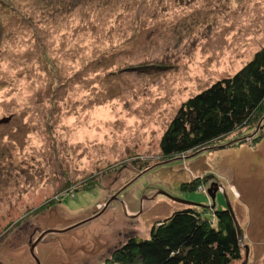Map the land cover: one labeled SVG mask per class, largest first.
Wrapping results in <instances>:
<instances>
[{"label":"rangeland","instance_id":"obj_1","mask_svg":"<svg viewBox=\"0 0 264 264\" xmlns=\"http://www.w3.org/2000/svg\"><path fill=\"white\" fill-rule=\"evenodd\" d=\"M263 46L264 0H0V262L117 264L128 232L211 206L216 184L233 264H264V137L159 149L183 101Z\"/></svg>","mask_w":264,"mask_h":264},{"label":"trees","instance_id":"obj_2","mask_svg":"<svg viewBox=\"0 0 264 264\" xmlns=\"http://www.w3.org/2000/svg\"><path fill=\"white\" fill-rule=\"evenodd\" d=\"M263 116L264 46L232 75L183 101L169 121L159 149L163 158H171L225 142L235 133L239 137L252 134ZM263 127L264 120L250 144L264 137ZM240 143L243 141L233 145ZM193 185L190 183L192 189ZM232 214L226 208L207 206L201 211L191 207L174 211L152 225L148 239L123 241L110 260L117 264H233L241 259L242 245Z\"/></svg>","mask_w":264,"mask_h":264},{"label":"water","instance_id":"obj_3","mask_svg":"<svg viewBox=\"0 0 264 264\" xmlns=\"http://www.w3.org/2000/svg\"><path fill=\"white\" fill-rule=\"evenodd\" d=\"M7 119V118H6ZM6 119H1L0 120V123H2V122H4V121H6ZM263 120H264V116L261 118V120L258 122V124H257V126H256V128H255V130H254V132H253V134L251 135V137H253L254 136V134H256L257 133V131L259 130V128H260V126H261V124H262V122H263ZM243 140H246V138H238V139H236V140H232L231 142H228V143H226V144H224V145H221V146H229V145H231L232 143H236L237 141H243ZM220 147V146H219ZM202 149H204V148H202ZM201 150V149H200ZM199 151V150H198ZM197 151V152H198ZM216 184H212L211 186H210V188L208 189V195L210 196V199H211V201H212V205L210 206V207H214L215 206V204H214V198H215V192H216ZM123 190V188L121 189V190H119L115 195H113V196H111L110 197V199L105 203V205H104V207L102 208V210L103 209H105V207L109 204V202L111 201V199H115L116 197H117V195L121 192ZM173 200H175V201H179V202H181V203H185V204H188V205H197V204H195V203H192V202H188V201H183V200H179V199H173ZM228 204V203H227ZM123 209H124V212L126 213V214H132V212L130 211L129 212V209H127L126 207H125V204H123ZM226 209H228V210H230L231 211V209H230V206H229V204H228V206H227V208ZM232 212V211H231ZM101 213V212H100ZM98 215V214H97ZM97 215H95V216H93V217H91V218H94V217H96ZM91 218H88V219H86V220H82L81 222H79V223H77V224H74L73 226H71L70 228H72V227H76V226H78L79 224H81V223H84L85 221H88L89 219H91ZM236 226H237V232H238V235H240V231H239V228H238V225H237V223H236ZM70 228H67V229H70ZM67 229H65V230H67ZM50 231H59V232H61V230H50ZM64 231V230H63ZM48 231H43V232H41L40 234H39V236L34 240V242H32L31 243V245H30V252L33 254V252H34V247H35V245L37 244V242H38V240L42 237V236H44L46 233H47ZM117 248V247H116ZM114 250V249H113ZM112 250V251H113ZM245 252L247 253V247H245ZM112 251H111V253H112ZM110 253V254H111ZM36 262H37V260H36ZM0 264H2L1 262H0ZM37 264H38V262H37Z\"/></svg>","mask_w":264,"mask_h":264},{"label":"flooded vegetation","instance_id":"obj_4","mask_svg":"<svg viewBox=\"0 0 264 264\" xmlns=\"http://www.w3.org/2000/svg\"><path fill=\"white\" fill-rule=\"evenodd\" d=\"M119 195V194H118ZM140 214H136V213H132V214H130V216H131V218L133 219L132 221H137V217L139 216ZM131 233V234H130ZM128 232L126 235H125V240H127L128 238H131V237H135L134 235H133V232ZM114 251V250H113ZM112 251V252H113ZM110 256H111V254H110Z\"/></svg>","mask_w":264,"mask_h":264},{"label":"clouds","instance_id":"obj_5","mask_svg":"<svg viewBox=\"0 0 264 264\" xmlns=\"http://www.w3.org/2000/svg\"><path fill=\"white\" fill-rule=\"evenodd\" d=\"M210 207V206H209ZM211 209L214 208V207H210Z\"/></svg>","mask_w":264,"mask_h":264},{"label":"bare ground","instance_id":"obj_6","mask_svg":"<svg viewBox=\"0 0 264 264\" xmlns=\"http://www.w3.org/2000/svg\"><path fill=\"white\" fill-rule=\"evenodd\" d=\"M208 194V193H207Z\"/></svg>","mask_w":264,"mask_h":264},{"label":"crops","instance_id":"obj_7","mask_svg":"<svg viewBox=\"0 0 264 264\" xmlns=\"http://www.w3.org/2000/svg\"><path fill=\"white\" fill-rule=\"evenodd\" d=\"M215 204V203H214Z\"/></svg>","mask_w":264,"mask_h":264}]
</instances>
